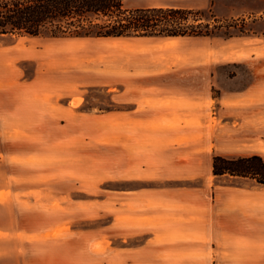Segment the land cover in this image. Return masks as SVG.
Returning a JSON list of instances; mask_svg holds the SVG:
<instances>
[{
  "label": "rangeland",
  "instance_id": "obj_1",
  "mask_svg": "<svg viewBox=\"0 0 264 264\" xmlns=\"http://www.w3.org/2000/svg\"><path fill=\"white\" fill-rule=\"evenodd\" d=\"M123 1L129 8L201 9L206 19L244 18L246 35L176 37L173 46L160 44L166 38L146 37L125 38L127 44L117 46L93 40L98 38L78 45L67 41L79 38H0V47L12 46L3 55L9 69L0 68V76L13 70V85L38 73L36 86L76 89L70 101L60 98L45 108L52 119L29 122L18 112L0 114V264H137L152 257L165 264L180 258L214 264L235 257L258 264V253L234 251L227 236L218 241L211 235L126 233L133 205L122 202V195L206 183L132 176L127 168L139 161L126 154L130 141L123 143L122 131L135 130L138 123L128 116L147 107L132 111L133 98L117 97L108 87L189 86L206 96L201 105L206 126L220 132L215 145L203 143L212 146V157L258 152L264 160V100L251 106L252 99L237 105L229 100L249 86H264V0ZM183 122L167 125H195L192 119ZM241 183L225 175L213 176L211 185ZM43 224L53 227L28 232ZM179 238L186 241L182 250Z\"/></svg>",
  "mask_w": 264,
  "mask_h": 264
},
{
  "label": "crops",
  "instance_id": "obj_2",
  "mask_svg": "<svg viewBox=\"0 0 264 264\" xmlns=\"http://www.w3.org/2000/svg\"><path fill=\"white\" fill-rule=\"evenodd\" d=\"M76 40L78 41L68 40L67 44L78 45L91 39ZM93 40L106 45L127 44L125 38ZM177 43L176 37L166 38L160 42L164 46H173ZM11 47H0L2 70L6 69L3 67L5 64L3 55L10 53ZM12 71L0 76L2 80L0 103L3 100L0 114L18 112L28 117L26 119L29 122L42 121L45 117L52 119V111L45 108L59 104L57 100L60 98L67 97L70 101L75 95V86H36L34 80L38 78V73L28 83L18 79L20 82L13 85L12 80H15L16 74ZM108 89H115L117 97L122 99L132 97L135 106L132 111L139 106L147 107L138 114L128 116L129 122L138 123L135 130L131 128V132L122 131L123 143L124 138H129L130 141L126 154H132L139 161L138 166L127 168L132 171V176L192 182L202 179L206 183L205 187L184 185L164 191L153 190L147 194L136 192L128 196L122 195V202L133 205L131 230L126 233L151 236L211 235L216 236L218 241L227 236L229 246H233L234 251L258 253L257 259H261L258 264H264V185L235 176L228 177L241 180V185H211L214 176L211 155L213 150L212 146L205 147L203 143L204 140H210V145H215L220 132L214 125L206 126L208 121L204 118L201 106L206 96L203 93L198 94L189 86H109ZM249 99L252 100L248 103ZM229 100L235 105L239 101L240 103L245 101L250 104L249 106L261 103L264 100V86H249L242 93L229 97ZM189 110H193L190 113L191 118L186 115ZM185 119H192L195 125L188 128L167 125L173 121L182 124ZM213 139L215 140L212 141ZM168 166L170 169H167ZM51 227L43 224L28 232L43 233L49 230L46 228ZM184 242L186 243L182 238L177 241L179 250H182L181 245ZM183 249L186 250V247ZM144 261L137 264H165L154 257ZM174 264H187V259L180 258ZM214 264L257 263L235 257L229 262L217 261Z\"/></svg>",
  "mask_w": 264,
  "mask_h": 264
},
{
  "label": "trees",
  "instance_id": "obj_3",
  "mask_svg": "<svg viewBox=\"0 0 264 264\" xmlns=\"http://www.w3.org/2000/svg\"><path fill=\"white\" fill-rule=\"evenodd\" d=\"M244 25V18L206 19L201 9L129 8L123 0H0V38H231L246 35ZM212 174L264 185V160L258 154H217L212 157Z\"/></svg>",
  "mask_w": 264,
  "mask_h": 264
}]
</instances>
